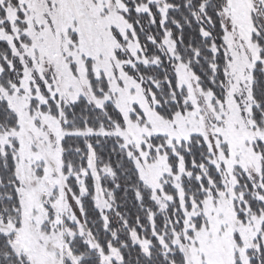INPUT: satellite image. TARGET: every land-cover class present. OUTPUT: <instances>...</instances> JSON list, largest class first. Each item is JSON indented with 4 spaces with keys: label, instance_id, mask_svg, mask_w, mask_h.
<instances>
[{
    "label": "snow or ice",
    "instance_id": "1",
    "mask_svg": "<svg viewBox=\"0 0 264 264\" xmlns=\"http://www.w3.org/2000/svg\"><path fill=\"white\" fill-rule=\"evenodd\" d=\"M0 264H264V0H0Z\"/></svg>",
    "mask_w": 264,
    "mask_h": 264
}]
</instances>
